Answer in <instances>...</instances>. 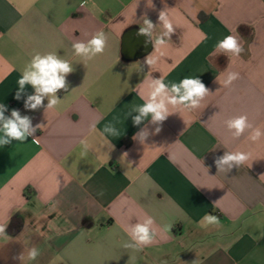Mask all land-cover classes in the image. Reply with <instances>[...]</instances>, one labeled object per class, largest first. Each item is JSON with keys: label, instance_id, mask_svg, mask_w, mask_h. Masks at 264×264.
Returning a JSON list of instances; mask_svg holds the SVG:
<instances>
[{"label": "crops", "instance_id": "crops-1", "mask_svg": "<svg viewBox=\"0 0 264 264\" xmlns=\"http://www.w3.org/2000/svg\"><path fill=\"white\" fill-rule=\"evenodd\" d=\"M81 3L0 0V103L6 116L18 109L33 126L43 124L38 144L28 137L0 147V224L7 225L0 264H21L15 257L33 246L40 255L27 264H264V137L252 143L246 132L234 140L224 125L247 114L264 130V0ZM163 10L176 31L154 50L139 28L144 16L158 24ZM101 30L108 36L102 55L74 54V42ZM227 35L243 44L239 58L215 52ZM36 52H54L74 68L68 91L46 112L25 109L31 86L15 99ZM150 54L158 57L151 69ZM228 71L240 79L224 88L217 79ZM151 77H198L210 94L199 109L173 110L142 145L132 137L148 122L134 126L126 114L143 103L137 92ZM108 123L119 136H100ZM237 150L251 154L247 164L219 172L215 159ZM206 213L220 218L219 227L201 226ZM144 214L160 230L156 242L142 251L122 247L125 227Z\"/></svg>", "mask_w": 264, "mask_h": 264}, {"label": "clouds", "instance_id": "clouds-1", "mask_svg": "<svg viewBox=\"0 0 264 264\" xmlns=\"http://www.w3.org/2000/svg\"><path fill=\"white\" fill-rule=\"evenodd\" d=\"M87 6L88 0H82L80 7ZM148 6H152V0H148ZM92 8H96V5L93 4ZM143 18V24L139 28L138 35L147 36L153 43L154 50L164 47L176 31L167 11L159 12L158 24H153L147 16ZM158 26L162 30L154 38ZM107 44L108 36L101 30L92 34L87 41L74 42L71 47L76 56L91 60L98 55H102ZM215 52L224 54L229 58H239L245 52V48L236 35H227L217 42ZM144 63L151 69L158 63V57L150 54L146 57ZM73 71V64L56 53L36 52L21 72V76L17 81L18 90L15 99L20 100L25 94L26 86H31L33 92L26 95L24 100L25 109L36 111L44 108L45 112L55 109L61 101L57 93L61 90L68 91L67 77ZM238 79H240L239 72L228 71L222 82L218 79L217 81L224 88H231ZM142 84L144 87L137 92V95L140 96L143 103L134 106L126 114V117L131 116L134 126H140L145 121L148 122L132 137L134 141L142 145L150 136L158 135L162 131L163 122L170 115L176 114L179 110L191 112L199 109L202 101L210 94L209 89L198 77H184L179 82L170 83H166L163 77H151L142 81ZM45 100H47L46 105L44 104ZM7 111V106L0 103V147L9 145L12 141L24 143L28 137H33V143L38 144L39 139L35 136V133L43 128V124L33 126L32 118L28 115H22L18 109H12L10 116L5 115ZM132 113H136V115H132ZM149 125L153 126L151 130ZM224 125L234 140L244 136L246 132L249 133L247 139L252 143H256L264 137V130L259 126H254L249 121L247 114L228 118L224 121ZM92 128L95 130V125H92ZM119 134V130L113 123L106 124L100 132V136L105 139L108 136L117 137ZM111 147L114 146L111 145ZM125 154L127 155V153ZM250 158L251 154L247 151H225L222 156L215 159L214 163L219 172L227 173L234 167L240 168L247 164ZM56 183L57 190H59L61 181L58 178ZM200 223L204 228L209 226L219 227L220 218L214 214L206 213ZM6 228L7 225L0 224V236H7ZM124 230L129 239L122 244V247L135 251H142L145 247L155 243L160 234L154 217L147 214L139 218L136 223H129ZM167 230L170 231V227ZM39 255L40 250L33 246L21 252L15 259L19 260L21 264H27L28 261H35Z\"/></svg>", "mask_w": 264, "mask_h": 264}, {"label": "trees", "instance_id": "trees-1", "mask_svg": "<svg viewBox=\"0 0 264 264\" xmlns=\"http://www.w3.org/2000/svg\"><path fill=\"white\" fill-rule=\"evenodd\" d=\"M25 195L29 198L30 197V189H27Z\"/></svg>", "mask_w": 264, "mask_h": 264}]
</instances>
